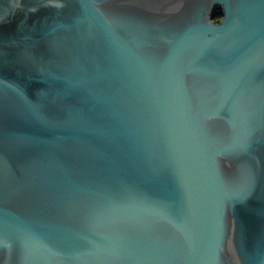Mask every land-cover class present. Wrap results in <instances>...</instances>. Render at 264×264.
Returning <instances> with one entry per match:
<instances>
[{
  "label": "water",
  "instance_id": "95a60500",
  "mask_svg": "<svg viewBox=\"0 0 264 264\" xmlns=\"http://www.w3.org/2000/svg\"><path fill=\"white\" fill-rule=\"evenodd\" d=\"M0 264H264V0H0Z\"/></svg>",
  "mask_w": 264,
  "mask_h": 264
},
{
  "label": "flooded vegetation",
  "instance_id": "af4514ba",
  "mask_svg": "<svg viewBox=\"0 0 264 264\" xmlns=\"http://www.w3.org/2000/svg\"><path fill=\"white\" fill-rule=\"evenodd\" d=\"M219 13H221V15H216L215 18L213 19V22L215 23H219L221 21V19L223 18V14L221 11L217 10Z\"/></svg>",
  "mask_w": 264,
  "mask_h": 264
}]
</instances>
